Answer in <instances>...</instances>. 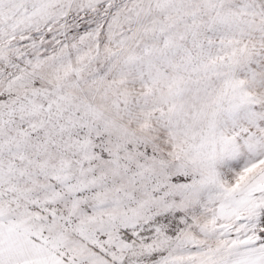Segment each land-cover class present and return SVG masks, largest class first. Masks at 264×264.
Here are the masks:
<instances>
[{
	"label": "snow or ice",
	"instance_id": "6c2138e0",
	"mask_svg": "<svg viewBox=\"0 0 264 264\" xmlns=\"http://www.w3.org/2000/svg\"><path fill=\"white\" fill-rule=\"evenodd\" d=\"M0 264H264V0H0Z\"/></svg>",
	"mask_w": 264,
	"mask_h": 264
}]
</instances>
